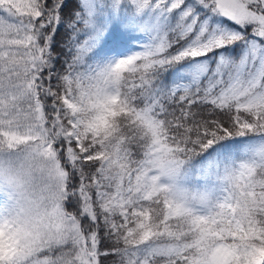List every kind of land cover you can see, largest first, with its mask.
<instances>
[{"label":"snow or ice","instance_id":"1","mask_svg":"<svg viewBox=\"0 0 264 264\" xmlns=\"http://www.w3.org/2000/svg\"><path fill=\"white\" fill-rule=\"evenodd\" d=\"M0 264H264V0H0Z\"/></svg>","mask_w":264,"mask_h":264}]
</instances>
